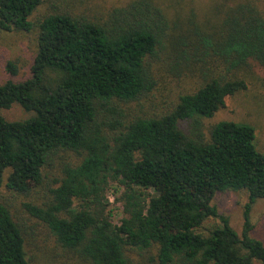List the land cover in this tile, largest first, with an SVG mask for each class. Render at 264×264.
<instances>
[{
  "label": "trees",
  "instance_id": "1",
  "mask_svg": "<svg viewBox=\"0 0 264 264\" xmlns=\"http://www.w3.org/2000/svg\"><path fill=\"white\" fill-rule=\"evenodd\" d=\"M41 2L0 0V31L37 28L29 75L0 84V184L9 169L6 187L26 195L57 152L71 150L80 162L61 167L40 205L23 207L88 264H130L128 250L151 251L157 264H264V244L251 235L252 206L264 199L254 127L222 120L208 137L202 131V119L246 87L228 73L251 60L264 68V17L255 3L217 11V2L220 20L208 29L191 17L171 22L152 0L112 8L105 18L56 10L33 22ZM209 60L223 73L204 74L165 113L129 118L115 103L149 94L154 63L176 73ZM6 68L17 72L12 62ZM13 104L29 115L6 120L1 110ZM113 181L122 189L117 224L109 208ZM240 190L247 200L237 232L211 201L216 192ZM210 218L219 225L205 227ZM0 264H30L21 228L1 202Z\"/></svg>",
  "mask_w": 264,
  "mask_h": 264
},
{
  "label": "rangeland",
  "instance_id": "2",
  "mask_svg": "<svg viewBox=\"0 0 264 264\" xmlns=\"http://www.w3.org/2000/svg\"><path fill=\"white\" fill-rule=\"evenodd\" d=\"M133 0H42L33 11L30 20L37 22L43 16L53 11H68L77 16H85L89 19L105 18L112 8L124 6ZM158 4L171 22L185 23L189 17L200 23L205 28L220 20V14L216 13L215 4L221 2L217 11L224 6L235 2L253 1L264 17V0H152ZM178 31V30H177ZM35 27L29 32L0 31V84L6 80L20 81L29 75V66L36 52ZM12 62L17 69L15 74L6 68L7 63ZM199 64V63H198ZM193 66L187 69L181 68L173 73L169 66L154 63L150 66L155 81L153 89L147 96L136 102L116 101L126 117L138 115L155 116L168 111L176 103L177 97L182 93L194 91L203 81V75L224 71V66L209 60L205 66ZM234 79L243 80L246 87L224 99L223 107L219 108L210 118L202 119V131L208 137L210 127L222 120L244 122L252 125L255 130L256 148L264 153V68L255 61H248L228 73ZM1 114L8 121L26 118L29 113L18 104H13L8 109L1 110ZM186 130L187 123L180 122ZM82 156L71 150H60L55 156V163L42 171L43 182L31 187L28 194H17L5 185L9 169L3 174L0 184V202L5 204L14 221L21 228L24 238L26 258L30 264H88L83 261L76 252L63 248L56 242L44 225L30 216L24 203L40 205L45 199L47 190L54 177L60 176L61 167L64 164L76 165ZM121 187L115 181L110 182L108 196L109 208L112 209V221L117 224L122 217V203L119 199ZM247 200L246 192L225 191L216 192L211 203L219 214L228 218L233 229L240 232L242 225L243 205ZM250 219L253 224L251 235L264 244V199L257 200L252 206ZM218 218H210L205 222V227L219 225ZM130 264H157L153 258L155 254L149 252L127 251ZM153 259V260H152ZM252 264H261L257 261Z\"/></svg>",
  "mask_w": 264,
  "mask_h": 264
}]
</instances>
